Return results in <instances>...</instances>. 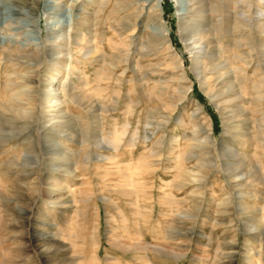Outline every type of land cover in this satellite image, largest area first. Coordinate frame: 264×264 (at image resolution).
Listing matches in <instances>:
<instances>
[{"label":"rangeland","instance_id":"obj_1","mask_svg":"<svg viewBox=\"0 0 264 264\" xmlns=\"http://www.w3.org/2000/svg\"><path fill=\"white\" fill-rule=\"evenodd\" d=\"M147 1L0 0V264H264V86L237 0H159L160 19ZM195 22L215 29L204 79Z\"/></svg>","mask_w":264,"mask_h":264},{"label":"bare ground","instance_id":"obj_2","mask_svg":"<svg viewBox=\"0 0 264 264\" xmlns=\"http://www.w3.org/2000/svg\"><path fill=\"white\" fill-rule=\"evenodd\" d=\"M114 1V0H113ZM131 3H134L136 0H128ZM199 1V0H198ZM228 2V1H227ZM110 3V1H107V4ZM116 3L118 5H120L119 0H116ZM127 3V2H126ZM147 3L149 4H153V8L152 10L154 11L153 15H150V19L151 18H156V19H160L161 17V4L159 0H148ZM197 3V2H196ZM205 3V2H204ZM221 3V2H220ZM116 4V5H117ZM233 4V3H232ZM123 5V4H122ZM200 5V4H199ZM223 5V4H221ZM103 6V5H102ZM110 6V5H109ZM115 6V5H114ZM198 6V5H197ZM201 6V5H200ZM204 6V5H203ZM233 6V5H231ZM121 7V6H120ZM131 7V6H130ZM199 7V6H198ZM197 7V8H198ZM202 7V6H201ZM115 8V7H114ZM199 9V8H198ZM197 9V10H198ZM202 8H200L201 10ZM227 9V8H226ZM231 9V8H230ZM261 10V12H264V0H237L232 8L233 11V20L235 22V26L236 29L238 31H240L241 37L243 41L247 42V46L249 47V57L250 59L253 61L254 65H256V71H260L262 75L261 77V84L256 86L255 88L257 91H259L262 86H264V15L259 17L256 16L258 11L257 10ZM199 10V11H200ZM203 10V9H202ZM229 10V9H228ZM125 11V10H124ZM186 11V12H185ZM187 11H189L188 5L185 6V8H183V10H180V13L178 14L181 21L187 20V18L182 19V15H184L185 13H188ZM197 13V12H196ZM121 14V13H120ZM199 14V13H198ZM87 17V16H86ZM230 18V17H229ZM196 19V18H195ZM192 21V19H191ZM199 21V20H198ZM187 22V21H186ZM199 22H195V32H196V37L198 38V42L200 43L199 47H190L189 51L190 53L194 56V59H196L197 66H201L198 70V75L199 77H202L203 79L205 78V74L208 68H210L211 71H215L218 68V64L217 62L219 61V58L217 55H215L214 53L212 55L209 54L208 48L210 45L214 44L213 39H211L210 34L212 32H215V29H213V27H210L208 30H202L201 26H199L198 24ZM188 23L186 24H182V26H187ZM191 24V23H189ZM193 24V23H192ZM83 25V24H82ZM181 25V24H180ZM128 29V28H127ZM159 34V37H161L162 41L167 44L169 43V29L164 26L161 25V28L156 30ZM156 34V33H155ZM158 37V38H159ZM185 44H187V41L185 40ZM92 50L91 51H87L85 56H90L92 54ZM237 57V56H236ZM98 58V57H97ZM239 59L241 58V56L238 57ZM239 62V61H238ZM244 66V65H243ZM229 67V66H228ZM230 68V67H229ZM248 69L249 66L247 65L246 68H244L242 71L241 69H236V70H232L231 72V78L230 80L233 82L232 83V87L229 88V92L232 93H236V87L234 84L236 82L239 81L240 77L242 76L240 75L241 73L245 75L248 74ZM252 70V68H251ZM224 73L226 74L228 72L227 68H224ZM240 72V73H239ZM229 74V73H228ZM248 78V77H247ZM252 78H254V76H252ZM246 79V78H245ZM250 79V77H249ZM260 80V79H259ZM53 81V80H52ZM50 81V83L52 82ZM54 81L57 82V78H54ZM245 83V82H244ZM239 86V85H238ZM244 87V86H243ZM252 87V86H251ZM245 89V87H244ZM238 90V89H237ZM59 90H55L54 92L51 90H47L46 89V95L44 98V108L47 111L46 114H48L51 119L50 122H52L51 124V130H55L57 132H60L57 128L58 125H61V120H60V116L62 115V111H63V107H65V103L61 101L60 99V95L58 93ZM242 91V90H241ZM27 92V91H26ZM24 93L23 95L25 96L27 93ZM32 93V92H31ZM30 93V94H31ZM237 94V93H236ZM240 95V93H238ZM32 95V94H31ZM237 96V95H236ZM241 96V95H240ZM246 97V96H245ZM251 97V96H250ZM8 98V97H7ZM12 98V97H11ZM31 100L34 102L35 97H30ZM262 98V97H261ZM9 99V98H8ZM78 99V98H77ZM241 99V97L239 98ZM245 99V98H243ZM13 101V100H10ZM65 101V100H64ZM257 101V99H256ZM10 103V102H8ZM8 106V105H7ZM55 109V110H54ZM2 110V109H1ZM50 110H54L52 111V114L50 113ZM49 112V113H48ZM260 113V112H259ZM262 114V113H261ZM47 119V118H46ZM63 120V119H62ZM261 121V119H260ZM263 121V120H262ZM263 125V124H262ZM61 128V127H60ZM62 132V131H61ZM103 132V131H102ZM115 134V133H114ZM248 135V134H247ZM250 137V136H248ZM153 137L152 136H145L144 137V144L148 143L149 141H151ZM244 138H247L244 136ZM135 139H138L135 138ZM140 140V139H139ZM104 142H102L103 144ZM53 144V143H52ZM54 145V144H53ZM50 146V145H49ZM48 146V147H49ZM54 147H56L50 154H49V162L52 166V169L55 173H58L60 175L66 174V175H75L76 171L73 170L74 168H72V157L70 153H65L63 152L62 149L64 146L61 143H57ZM119 147V142L114 143L112 145V148H109L108 145L105 147L104 149L106 150H113L114 152L118 150ZM228 148V147H227ZM64 149V148H63ZM52 150V149H51ZM230 149H227V151ZM233 150V149H232ZM50 151V150H49ZM231 152V151H229ZM232 157L233 158H238L239 154L236 153V151H232ZM48 155V154H47ZM104 156V155H103ZM241 157V156H240ZM91 159V158H90ZM97 163H104L106 161H108L109 159H105L102 158L101 156H97L95 158H93ZM63 161H67L69 163V168H67L66 170H63V168L59 165L60 163H62ZM76 161V160H75ZM88 161V160H87ZM77 163V162H76ZM90 164V163H89ZM232 164V163H231ZM76 165V164H75ZM232 168V166H231ZM229 169V168H228ZM233 170V169H232ZM231 170V171H232ZM188 171V170H187ZM231 171H228V174L230 175V179L234 182V184H236V182H238L239 177H236L232 174ZM236 172V171H235ZM80 174V173H79ZM106 175V173H105ZM188 175V174H186ZM189 176V175H188ZM190 178V177H189ZM195 178V177H194ZM54 180H57L56 178H54ZM239 186V185H236ZM51 188H58L59 190H62L61 187H59V184H57L56 182H53L51 184ZM52 190V189H51ZM50 190V191H51ZM51 196V195H49ZM71 196V195H70ZM52 199V198H51ZM105 200V199H104ZM64 202L61 201V199H56L54 200L51 204L53 205H62ZM180 215V214H179ZM254 230L257 229L256 227L253 228ZM259 230H261V228L259 227ZM248 259V258H247Z\"/></svg>","mask_w":264,"mask_h":264}]
</instances>
